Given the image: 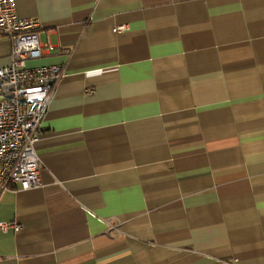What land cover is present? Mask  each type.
Listing matches in <instances>:
<instances>
[{"label": "crops", "instance_id": "crops-1", "mask_svg": "<svg viewBox=\"0 0 264 264\" xmlns=\"http://www.w3.org/2000/svg\"><path fill=\"white\" fill-rule=\"evenodd\" d=\"M15 12L53 46L27 66L65 74L35 144L40 185L0 198V222L21 227L0 229V264H264V0Z\"/></svg>", "mask_w": 264, "mask_h": 264}, {"label": "built area", "instance_id": "built-area-1", "mask_svg": "<svg viewBox=\"0 0 264 264\" xmlns=\"http://www.w3.org/2000/svg\"><path fill=\"white\" fill-rule=\"evenodd\" d=\"M37 18H19L15 0H0V43L10 41L9 64L0 67V198L13 188L23 190L40 185L41 161L35 144L47 106L65 70L50 65L30 68L27 63L52 51L38 37ZM118 27L114 32H123ZM90 93V92H89ZM20 231V225L0 222V229Z\"/></svg>", "mask_w": 264, "mask_h": 264}]
</instances>
